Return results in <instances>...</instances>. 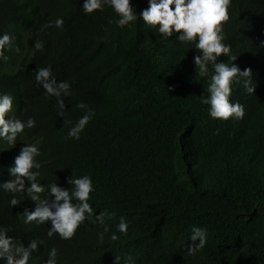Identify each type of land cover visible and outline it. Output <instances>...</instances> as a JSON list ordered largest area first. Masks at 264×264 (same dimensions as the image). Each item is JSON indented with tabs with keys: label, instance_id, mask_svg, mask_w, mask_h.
Segmentation results:
<instances>
[{
	"label": "trees",
	"instance_id": "1",
	"mask_svg": "<svg viewBox=\"0 0 264 264\" xmlns=\"http://www.w3.org/2000/svg\"><path fill=\"white\" fill-rule=\"evenodd\" d=\"M82 3L0 0V34L14 37L0 59V94L15 97V115L36 120L14 148L0 152V180L9 178L21 144L39 141L42 178L67 187L68 178L90 174V203L116 218L106 221L103 242V226L88 222L70 240L49 238L47 224L23 223L21 213L34 207L26 195L17 193L22 202L10 207L13 194L0 190V226L25 243L42 238L34 259L56 247L59 264H114L125 254L136 264H264V0H232L224 26L233 63L251 68L255 86L249 94L242 82L234 85L245 115L228 120L211 118L200 102L208 79L194 69L192 45L160 39L142 22L117 28L108 23L116 18L110 8L86 15ZM133 3L138 11L147 6ZM58 16L62 29L41 30ZM36 40L42 51L34 49ZM11 59L19 66L5 76ZM218 60L232 63L223 54ZM49 64L58 81L72 85L63 117L56 98L35 81L36 67ZM80 101L95 116L75 140L67 133L83 115ZM6 147L0 142V150ZM121 215L130 221L128 233L112 241ZM193 225L207 227L208 240L189 255Z\"/></svg>",
	"mask_w": 264,
	"mask_h": 264
},
{
	"label": "clouds",
	"instance_id": "2",
	"mask_svg": "<svg viewBox=\"0 0 264 264\" xmlns=\"http://www.w3.org/2000/svg\"><path fill=\"white\" fill-rule=\"evenodd\" d=\"M80 6L86 15L102 13L106 7L110 8L116 18H109L108 23H114L117 28H131L142 22L160 39L173 38L181 44L192 45L191 49L196 53L192 58L194 69L200 77L208 79L204 90L207 95L202 94L200 101L208 105V115L221 120L244 117L245 106L233 99L234 85L242 82L249 94L254 93L255 86L252 84L251 68L241 70L233 63L237 57L231 55V45L226 42L224 26L230 20L232 0H147V6L139 11L133 0H83ZM64 23V18L58 16L54 21L42 25L41 30L53 26L62 29ZM13 39L8 32L0 34V59H7L5 52L12 47ZM33 47L36 51H42L43 41L36 40ZM15 51L21 53L19 47ZM222 54L232 63L218 60ZM5 65V76L12 74L19 66L16 59L7 61ZM35 81L48 97L56 98L57 115L63 117L66 109L64 97L72 95L71 83L68 80L58 81L51 64L36 67ZM14 101L13 95L0 94V142L7 145L0 152L14 148L18 137L26 129L36 126L34 117L22 118L14 114ZM76 107L83 110V115L69 128L67 138L79 140L80 134L94 118L95 110L83 101L78 102ZM41 155L39 141L24 142L7 166L9 178L0 180V190L13 194L9 200L10 207L22 202L17 198V193L26 195L34 207L31 210L25 208L21 213L24 224H47L43 225L47 236L52 238L55 235L61 240H70L85 222L99 224L103 226V231L98 233V237L103 242L105 234L110 232L106 221L115 219L116 213L106 209L97 212L94 201L90 203V194L96 191L92 176L83 174L68 178L67 187L57 182H46L40 171ZM118 220L115 231L109 236L112 241L118 239L117 233H128L130 221L123 215ZM11 231L10 227L0 226V261H3L0 264H59L56 247L47 250L45 259H34L33 254L40 250L45 241L32 238L25 243L10 235ZM207 240V227L193 225L188 237V254L195 255L201 251ZM121 260L123 264H136V258L131 254L115 256L114 264H121Z\"/></svg>",
	"mask_w": 264,
	"mask_h": 264
},
{
	"label": "bare ground",
	"instance_id": "3",
	"mask_svg": "<svg viewBox=\"0 0 264 264\" xmlns=\"http://www.w3.org/2000/svg\"><path fill=\"white\" fill-rule=\"evenodd\" d=\"M92 78V77H91Z\"/></svg>",
	"mask_w": 264,
	"mask_h": 264
}]
</instances>
